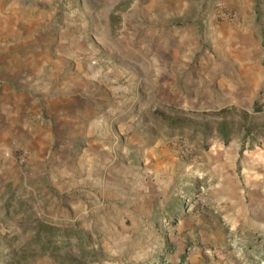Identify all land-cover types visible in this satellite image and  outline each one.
<instances>
[{
  "label": "rangeland",
  "instance_id": "1",
  "mask_svg": "<svg viewBox=\"0 0 264 264\" xmlns=\"http://www.w3.org/2000/svg\"><path fill=\"white\" fill-rule=\"evenodd\" d=\"M20 1L45 46L66 27L79 35L73 49L46 64L52 79L71 83L78 112L68 109L67 120L77 128L53 130L49 155L33 170L15 155L8 174L33 175L31 186L24 178L0 180V264H264L262 188L242 182L237 206L226 208L224 195L211 191L207 166L227 149L211 113L232 107L238 137L247 107L236 96L243 80L226 66L214 30L223 1L191 0L172 15L159 1ZM253 2L264 13V0ZM255 29L264 39V16ZM169 107L202 116L205 135L172 132L154 115ZM34 118L53 127L45 112ZM83 148L89 154L80 158ZM37 220L84 237L43 250L33 238Z\"/></svg>",
  "mask_w": 264,
  "mask_h": 264
},
{
  "label": "crops",
  "instance_id": "2",
  "mask_svg": "<svg viewBox=\"0 0 264 264\" xmlns=\"http://www.w3.org/2000/svg\"><path fill=\"white\" fill-rule=\"evenodd\" d=\"M158 1L172 15L174 12H185L191 0H174L172 4L168 0H147V3L154 6ZM222 1L216 4L213 17L217 24L214 30L221 44L220 50H223L222 58L229 63L226 66L235 69L233 74L236 79L244 83L236 96L245 100L247 107L240 110L254 118V125L249 129L242 127L240 136L232 134L227 143L219 140L220 145L227 149H221V155L208 159L207 166L213 173L211 191L216 196L224 195L226 199L223 205L227 208L237 206L242 194V182L246 185V182L251 184L254 181L253 186H260L264 197V86H260L264 85V39L255 29V23L264 13L253 9V0ZM219 3H224L237 18H221ZM243 3L246 7H243ZM200 5L198 3L195 8L196 13L201 10ZM111 15L108 14L110 21ZM245 21L252 24H244ZM203 22L213 27L211 20ZM37 28V22L30 17V12L20 0H0V180L24 178L23 183L30 180V186L33 175L22 174L21 177L17 170L13 176L8 174L9 170L14 169L15 155L20 158L21 150L25 151L24 164H29L33 170L38 160L42 161L49 155L47 148L55 142L53 130H58L63 124H67L66 128H77L68 123L67 110L74 106V111L78 112L74 95L70 93V81L52 79V75L46 73V64L51 60V55L60 56L62 50L73 49L79 35L66 27L55 36L57 38L51 48L45 46L46 41L43 42ZM90 36L88 32L85 33L87 39ZM237 98L234 99L236 103L240 102ZM255 102L262 105L260 110H254ZM237 105L241 106L238 103L233 107L239 109ZM43 112L53 119V127L42 126L39 121V124L33 123L34 117ZM255 122L258 126H255ZM58 142L60 150L57 153L63 158L66 153L63 144L66 142L61 139ZM87 148H83L80 158L88 157ZM39 173L43 174V171Z\"/></svg>",
  "mask_w": 264,
  "mask_h": 264
},
{
  "label": "trees",
  "instance_id": "3",
  "mask_svg": "<svg viewBox=\"0 0 264 264\" xmlns=\"http://www.w3.org/2000/svg\"><path fill=\"white\" fill-rule=\"evenodd\" d=\"M110 18L113 19V15ZM253 108L254 110H260L262 105L255 102ZM234 114L232 107H224L217 112L211 113V116L215 117L216 131L225 143L234 134L235 122L232 119ZM154 115L166 123L172 132L175 130L180 132L187 130L193 133H204L205 135L207 131L208 124L202 116H192L181 109L173 107H169L168 109H155ZM239 115L242 120V127L249 129L251 125H254V120H252L254 118L248 117L246 111H241ZM255 126H258L256 122ZM36 222L33 238L43 250L49 249V243L54 240L67 242L72 240V236H75L76 240L80 241L81 236H83L81 232L72 226H63L49 221L37 220Z\"/></svg>",
  "mask_w": 264,
  "mask_h": 264
},
{
  "label": "built area",
  "instance_id": "4",
  "mask_svg": "<svg viewBox=\"0 0 264 264\" xmlns=\"http://www.w3.org/2000/svg\"><path fill=\"white\" fill-rule=\"evenodd\" d=\"M218 6L221 10L219 15L221 18H227L233 20L237 18V15L232 10L225 7L223 4L219 3ZM262 105L264 106V103ZM24 158H25V151L21 150L20 160L24 161L25 160Z\"/></svg>",
  "mask_w": 264,
  "mask_h": 264
}]
</instances>
